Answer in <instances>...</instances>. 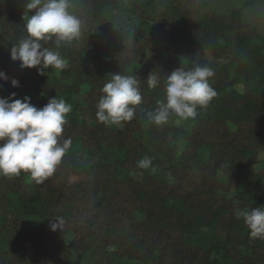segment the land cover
I'll list each match as a JSON object with an SVG mask.
<instances>
[{"label":"trees","instance_id":"1","mask_svg":"<svg viewBox=\"0 0 264 264\" xmlns=\"http://www.w3.org/2000/svg\"><path fill=\"white\" fill-rule=\"evenodd\" d=\"M258 1L204 14L206 0H70L80 37L42 42L68 67L38 75L10 60L26 0H0V97L72 106L51 177L0 176V264H264V238L234 215L264 207V37L243 19ZM196 65L213 70L216 97L194 119L150 122L166 75ZM117 72L138 77L142 103L129 122L101 123V89ZM145 156L151 166L138 168ZM220 167L232 170L224 182Z\"/></svg>","mask_w":264,"mask_h":264},{"label":"clouds","instance_id":"2","mask_svg":"<svg viewBox=\"0 0 264 264\" xmlns=\"http://www.w3.org/2000/svg\"><path fill=\"white\" fill-rule=\"evenodd\" d=\"M70 0H26L23 19L26 36L10 49V60L19 62L20 69L37 70L45 75L49 68L63 71L68 67L59 51L44 47L42 42L53 41L58 49L62 43H71L81 35L82 21L70 9ZM54 38V39H53ZM214 72L208 66L196 65L189 70L180 67L166 75L163 99L157 101L154 111L146 113L147 119L156 124H166L173 116L179 120L194 119L197 108H204L216 97L217 92L209 80ZM0 80L8 77L0 71ZM136 75L111 74V79L101 89L96 105V119L101 123L121 125L131 121L136 106L142 103ZM12 87H19L16 79ZM150 88L160 84L157 75L147 77ZM16 93L0 97V176L15 177L24 172L37 184L51 177L67 153L71 139L60 143L59 137L66 116L72 106L55 96L42 108L33 105L30 97L15 99ZM147 156L137 162V167L151 166ZM237 219H243L252 238H264V207L251 210L234 209ZM54 221V222H52ZM50 230L62 231L63 218L49 221Z\"/></svg>","mask_w":264,"mask_h":264},{"label":"rangeland","instance_id":"3","mask_svg":"<svg viewBox=\"0 0 264 264\" xmlns=\"http://www.w3.org/2000/svg\"><path fill=\"white\" fill-rule=\"evenodd\" d=\"M208 6L203 11L207 12H218L225 13L231 11L237 7L238 2L243 0H206ZM243 19L247 22L252 23L260 36L264 37V0H259L256 4L251 7L245 8L243 12ZM225 167H220V170L216 172L219 181H225V175L227 172H231Z\"/></svg>","mask_w":264,"mask_h":264}]
</instances>
